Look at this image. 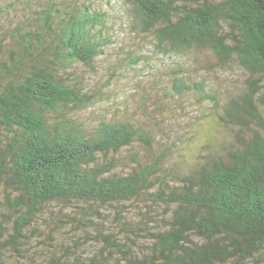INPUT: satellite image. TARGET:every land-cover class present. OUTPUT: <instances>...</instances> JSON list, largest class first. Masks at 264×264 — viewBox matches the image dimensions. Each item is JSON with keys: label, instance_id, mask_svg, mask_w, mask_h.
Here are the masks:
<instances>
[{"label": "trees", "instance_id": "obj_1", "mask_svg": "<svg viewBox=\"0 0 264 264\" xmlns=\"http://www.w3.org/2000/svg\"><path fill=\"white\" fill-rule=\"evenodd\" d=\"M124 2L158 53L209 51L247 73L245 90L222 105L204 83L178 78V93L195 90L220 109L212 115L230 139L184 162L181 141L153 152L156 136L128 121L83 132L64 111L93 96L69 74L76 64L95 69L111 41L107 14L90 0H47L34 11L37 29L15 26L0 58V251L23 255L57 205L49 212L59 221L99 224L97 251L63 264H263L264 0ZM136 142L148 158L124 154Z\"/></svg>", "mask_w": 264, "mask_h": 264}, {"label": "rangeland", "instance_id": "obj_2", "mask_svg": "<svg viewBox=\"0 0 264 264\" xmlns=\"http://www.w3.org/2000/svg\"><path fill=\"white\" fill-rule=\"evenodd\" d=\"M46 1H7L12 6L0 16V58H7L8 50L13 47L11 35L15 26L37 29L34 11ZM53 1L59 6L65 2L87 0ZM90 1L98 11L106 12L111 41L94 62V70L76 64L69 74L93 96L89 106L78 111H64L76 119L83 132H90L102 120L128 121L156 136L153 152L166 144L181 141L180 154L175 157L184 162L192 160L210 144L217 145L230 139L233 129L218 126L216 114L212 115L213 112L220 114L219 108L209 107L207 100H201L195 90L178 93L176 87H181L179 77L185 85L202 82L218 96L222 105L228 99L238 97L247 85L248 75L235 61L221 62L209 51L158 53L153 47L151 33L132 28L130 11L124 0ZM130 150L148 158L143 144L134 143L124 154ZM56 209L57 205L46 207V213L39 219L40 235L29 236L23 255L0 251V264H63L74 260L75 255L82 258L93 255L100 247L93 240L99 224L85 228L76 222L59 221L49 212ZM62 210L71 211L68 208ZM103 211L108 217L112 216L110 208Z\"/></svg>", "mask_w": 264, "mask_h": 264}]
</instances>
